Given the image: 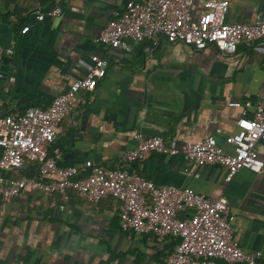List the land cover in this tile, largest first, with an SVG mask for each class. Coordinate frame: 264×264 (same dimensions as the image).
<instances>
[{
	"label": "crops",
	"instance_id": "1",
	"mask_svg": "<svg viewBox=\"0 0 264 264\" xmlns=\"http://www.w3.org/2000/svg\"><path fill=\"white\" fill-rule=\"evenodd\" d=\"M207 1H228L232 24L264 18V0H195L194 19L206 12ZM52 2L0 0V47L13 50L0 56V116L49 108L85 76L93 55L104 58L106 77L95 91L79 93L48 155L62 167H77L76 180L97 168L127 170L158 185L225 197L235 239L245 252H262L264 264V171L242 169L227 182L223 167L194 165L182 154L123 161L138 133L179 147L215 137L231 153L226 138L238 132L239 120L254 118L264 95V41L244 42L232 55L213 45L198 50L163 38L109 47L99 41L101 32L124 13L128 0H63L59 16L37 20V12ZM257 152L264 161V141ZM2 174L38 177L32 163ZM120 214V203L111 197L93 205L74 191L64 199L26 189L10 202L0 201V264H166L180 239L124 231Z\"/></svg>",
	"mask_w": 264,
	"mask_h": 264
},
{
	"label": "built area",
	"instance_id": "2",
	"mask_svg": "<svg viewBox=\"0 0 264 264\" xmlns=\"http://www.w3.org/2000/svg\"><path fill=\"white\" fill-rule=\"evenodd\" d=\"M195 0H128L126 9L101 32L99 41L109 47L126 46V40H153L181 43L203 50L210 45L224 54H235L244 43L264 41V18L253 24L227 22L228 1H207L206 12L194 19L191 8ZM63 0H53L52 7L37 12V20L62 13ZM28 28H25L26 32ZM11 55V48L0 47V56ZM92 66L70 89L55 98L49 108L31 107L23 115L0 116V201L10 202L30 189L46 196L55 193L98 205L106 198L120 203V222L124 231L137 235H156L180 239L166 264H259L262 252H245L234 237L233 216L225 197L209 198L190 188L163 186L127 170L95 169L87 178L78 179L77 167H62L48 155V146L56 139L55 130L71 113L81 92L95 91L107 75L108 62L93 55ZM2 101L0 100V107ZM229 106L240 104L232 102ZM236 134L226 138L232 152L225 151L215 137L199 142L172 145L161 136L145 137L138 133L135 148L123 161L132 164L148 153L176 156L182 154L198 166L218 165L226 170L231 182L242 169L256 174L264 171L257 144L264 141V95L254 118H242ZM29 163L37 166L39 178L19 175L7 178L2 173L20 172ZM92 167V162L87 163Z\"/></svg>",
	"mask_w": 264,
	"mask_h": 264
},
{
	"label": "trees",
	"instance_id": "3",
	"mask_svg": "<svg viewBox=\"0 0 264 264\" xmlns=\"http://www.w3.org/2000/svg\"><path fill=\"white\" fill-rule=\"evenodd\" d=\"M37 178H39V176Z\"/></svg>",
	"mask_w": 264,
	"mask_h": 264
}]
</instances>
